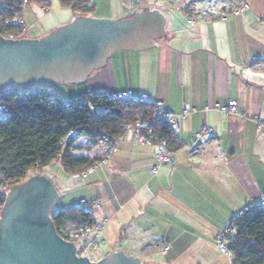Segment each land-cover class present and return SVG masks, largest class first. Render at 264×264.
<instances>
[{
    "label": "crops",
    "instance_id": "obj_1",
    "mask_svg": "<svg viewBox=\"0 0 264 264\" xmlns=\"http://www.w3.org/2000/svg\"><path fill=\"white\" fill-rule=\"evenodd\" d=\"M247 1L249 9L241 14L189 22L180 7H166L167 0H90L94 9L88 15L114 19L160 10L161 4L167 11L162 12L167 36L146 50L112 53L72 95L131 90L134 98L161 102L164 110L181 115L182 143L173 154L166 150L167 160L153 174L159 147L136 142L129 129L117 137L112 152L97 147L94 164L83 172L61 167L52 177L60 196L58 211L84 200L100 202L92 212L96 222L106 220L103 241L95 248L99 258L123 250L146 264H233L230 255L221 253L218 234L234 214L264 204V123L259 124L264 120V0ZM41 6L42 15L50 18L35 17V38L81 15L67 6L71 13L65 20ZM230 100L238 102L235 113L217 109ZM186 105L190 113L183 115ZM55 163L61 165L54 159L41 173Z\"/></svg>",
    "mask_w": 264,
    "mask_h": 264
},
{
    "label": "water",
    "instance_id": "obj_2",
    "mask_svg": "<svg viewBox=\"0 0 264 264\" xmlns=\"http://www.w3.org/2000/svg\"><path fill=\"white\" fill-rule=\"evenodd\" d=\"M166 36L165 16L156 8L122 19L78 15L43 38L13 39L0 31V96L12 88L85 82L112 53L146 50ZM11 187L0 215V264H146L123 250L98 261L80 255L50 215L60 196L48 175L38 172Z\"/></svg>",
    "mask_w": 264,
    "mask_h": 264
},
{
    "label": "trees",
    "instance_id": "obj_3",
    "mask_svg": "<svg viewBox=\"0 0 264 264\" xmlns=\"http://www.w3.org/2000/svg\"><path fill=\"white\" fill-rule=\"evenodd\" d=\"M37 1L50 6L48 0ZM60 1L85 16L94 9L90 0ZM140 97L112 98L104 90L91 89L80 98L64 100L50 87L13 96L8 102L9 116L0 120V186L10 190V180L14 179L15 184L24 182L31 176V170L38 174L54 159L69 173H79L94 164V160L84 154L75 155L72 151L75 142L84 138L100 147L106 133L114 147L117 137L129 130L127 124L137 120L144 125V131L152 129L151 142L163 140L167 151L173 154L182 147L179 136L173 135L171 124L165 113L158 112L157 103ZM72 130L74 136L64 143ZM5 195V191L0 192V215ZM76 213L94 221L91 212L78 206L57 213L52 211L50 215L60 231L66 217L73 218ZM230 223L224 235L233 264H264V204L254 203L245 208ZM78 252L85 253L79 249Z\"/></svg>",
    "mask_w": 264,
    "mask_h": 264
},
{
    "label": "built area",
    "instance_id": "obj_4",
    "mask_svg": "<svg viewBox=\"0 0 264 264\" xmlns=\"http://www.w3.org/2000/svg\"><path fill=\"white\" fill-rule=\"evenodd\" d=\"M29 3V0H0V31L7 38L21 39L28 37L30 32V27L28 26L25 18L23 17V10L26 5ZM177 6H179L188 16L189 22H196L197 20L205 19L211 21L213 18L217 17L220 19H226L234 14H241L249 9V3L247 0H177ZM30 90L12 88V90H7L1 93L0 96V120L6 119L10 114L9 101L12 97H17L29 93ZM133 92L131 90H125V92L114 93L111 97H132ZM4 97V99H2ZM141 99H147L146 96H141ZM238 102L236 100H230L226 104L217 105V109L225 113H235L237 111ZM157 108L159 113H165L168 123L171 124L173 130V135L179 136L180 124L178 123L180 114L166 111L162 107L161 102H157ZM190 113V107L185 106L183 110V115ZM257 120V118H255ZM259 121V120H258ZM264 120L259 121V124L262 125ZM130 130H133L134 137L136 142L146 143L151 142V133L152 129L143 130L144 125L141 124L139 120L135 123L127 124ZM75 134L74 130L70 131L64 139V143L69 141L71 137ZM202 136L199 133L195 138V145ZM159 147L158 161L155 163L151 170L154 174L157 169L162 165L163 162L167 160V149L165 147V142L163 140L157 141L155 143ZM100 148L105 153H110L114 150V147L111 143V138L108 134L104 133ZM61 155V154H60ZM87 169V168H85ZM84 169V170H85ZM83 172V171H82ZM79 175V174H76ZM15 180H10L8 185H16L18 182ZM84 211L93 212L96 208L101 207L100 202L96 201L94 203H88L85 200L80 203L78 206ZM237 216V214H234ZM106 220L104 221H93L85 218L81 213H76L73 218L67 216L65 222L60 227V235L66 240L72 241L77 245L78 249L83 253L87 248L95 249L103 241L102 240V230ZM229 226L216 238L217 245L221 253L230 255V248L228 246V240L224 235L229 231ZM165 251L168 250V245H165Z\"/></svg>",
    "mask_w": 264,
    "mask_h": 264
},
{
    "label": "rangeland",
    "instance_id": "obj_5",
    "mask_svg": "<svg viewBox=\"0 0 264 264\" xmlns=\"http://www.w3.org/2000/svg\"><path fill=\"white\" fill-rule=\"evenodd\" d=\"M49 3H50V6L49 7H46L44 6V10L48 11L50 10L49 14L50 15H55V16H59L60 18H63L66 20V17L69 13H71V10L67 7V6H63L61 5V1L60 0H48ZM168 1V4H164L166 7L169 5V7L173 6L174 8H178L179 6H177V0H167ZM159 4V3H158ZM153 5H155V3H153L151 6L153 7ZM29 9H31L32 7H34L36 10H35V14H34V11H32L30 13L29 9L26 10V15H25V18H26V22L28 25L32 26L31 27V31L29 33V37H32L33 35H35V29L37 26H35V17H37L39 19V16L40 17H43L44 18V21L45 20H48L50 17L46 18L44 15H42V11H41V5L40 3L37 1V0H31V2L29 3V5H27ZM158 8L161 10V12H164L166 13V7L165 6H162L161 4L157 5ZM34 10V9H33ZM93 14V13H92ZM84 82H79L78 84H68V85H62V84H55L53 83L51 86H49L50 88H53L55 89V92L57 93V95H60V97L64 100H69V98H72V97H76V95H72L73 92H75L77 89H80L82 88L81 86H84L83 85ZM82 94V92H81ZM84 95V94H83ZM83 95H80V97H82ZM79 97V98H80ZM97 146L92 144V142L86 140V139H82V142H79L77 141V145H76V142L74 143L73 145V153L77 156H81L83 154H88L87 152H92V155H91V159H93L94 157L97 156V150H96ZM100 150H102L100 148ZM103 152V150H102ZM61 165L59 166L58 163H55L54 165H51L49 167V169H47L45 171V173H47L46 175H48L49 178L52 179V177L55 178V176H57V172L59 173V171H61ZM34 170H31L29 172V175H33L34 174ZM44 173V174H45ZM53 180V179H52ZM8 192L9 189L8 188H5V187H2L0 186V192ZM58 212V208H57V205L54 207V210H53V213H57ZM84 255L85 256H88L91 260L93 261H98V259H101L99 258V256L97 255L98 254V251L96 249H92V248H87L85 251H84ZM103 258V257H102Z\"/></svg>",
    "mask_w": 264,
    "mask_h": 264
}]
</instances>
